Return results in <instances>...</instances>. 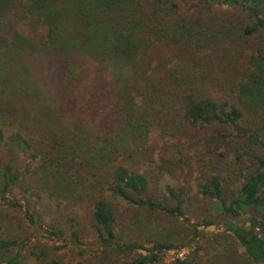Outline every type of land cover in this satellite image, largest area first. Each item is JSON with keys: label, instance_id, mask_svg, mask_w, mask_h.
<instances>
[{"label": "trees", "instance_id": "16d2710c", "mask_svg": "<svg viewBox=\"0 0 264 264\" xmlns=\"http://www.w3.org/2000/svg\"><path fill=\"white\" fill-rule=\"evenodd\" d=\"M224 162L243 177L230 193ZM186 169L225 215H249L224 218L219 257L264 264V0H0V264H23L16 248L39 264H165L178 242L116 228L134 206L183 216ZM164 172L170 205L152 193ZM91 236V262L57 253L69 239L83 256Z\"/></svg>", "mask_w": 264, "mask_h": 264}, {"label": "rangeland", "instance_id": "374dc122", "mask_svg": "<svg viewBox=\"0 0 264 264\" xmlns=\"http://www.w3.org/2000/svg\"><path fill=\"white\" fill-rule=\"evenodd\" d=\"M80 49L85 48L82 47ZM6 50L16 49L11 47L6 48ZM225 80H227V77H225ZM212 88L216 90L222 89L221 86L217 84H215ZM196 139H199L198 134L197 136L194 135V137L190 136L191 141L195 142ZM205 141L206 140H203L200 145L205 146ZM222 167L225 168L223 175L227 181L226 191L227 193H230L240 184L243 177L241 175L238 176L240 171V169L236 170L238 165L226 167V162H224ZM191 172L192 170H190V172L187 169L184 170V173L187 174L186 180L182 178L181 175H177L185 187V193L183 196L187 200L183 216L178 215L176 217H172L162 212L158 213L147 208L134 206L128 210V212L121 213L116 232L124 241H133L139 246L147 248H151L153 241L158 238L167 239L171 242H178L180 246L177 249L165 251V264H169L171 260L178 256L185 257L186 255L193 253H196L194 264H227L224 262L225 259L220 258L217 254V251H222L223 246H221L220 242L216 241V239L225 231L224 218L231 217L233 221L241 224L246 223V225L250 227L252 223L249 220V215L244 214L238 217L225 215V213H223V211L219 208V204H217L214 199L204 197L200 192H198L193 178L195 176H199L200 173L197 169L194 172ZM171 184H173V181L170 178V175L167 172H164L160 181L157 183V186L152 191V193L156 194L157 198H160L161 200L165 199L166 203L169 205L171 202L169 195L166 192V187ZM12 197L13 195L8 194V198ZM22 202L25 201L22 200ZM85 216H87V214L82 215L81 220H84ZM204 219H213L215 221V226L209 227V225H201L202 228L200 230H202L203 233L200 237L194 238L193 225ZM33 231L35 233L33 242L47 241L45 237V229H43L39 224L33 226ZM68 240L69 239L55 244L57 246H62L63 243H65V246L60 247L59 250H57V253L62 256L65 262L78 263L80 261H85L86 259H92L95 257L96 251L100 247L99 242L94 236L88 237L83 242L82 248L85 251L82 256L80 254V248L74 246L68 242ZM50 245L53 246L54 243L52 242ZM15 251H19L21 253V258L24 262L23 264H39L37 259L29 254L28 250L16 248ZM138 251L143 252V249L139 248Z\"/></svg>", "mask_w": 264, "mask_h": 264}, {"label": "water", "instance_id": "95a60500", "mask_svg": "<svg viewBox=\"0 0 264 264\" xmlns=\"http://www.w3.org/2000/svg\"><path fill=\"white\" fill-rule=\"evenodd\" d=\"M214 226H215L214 224H211V225H209V227H214ZM199 228L201 229V228H202V226H199ZM257 232H258V230H256V231H255V233H257ZM143 252H144V253H146V251H145V250H143Z\"/></svg>", "mask_w": 264, "mask_h": 264}]
</instances>
